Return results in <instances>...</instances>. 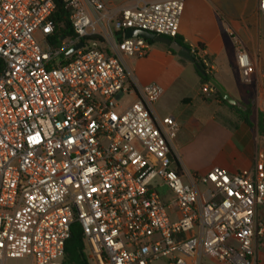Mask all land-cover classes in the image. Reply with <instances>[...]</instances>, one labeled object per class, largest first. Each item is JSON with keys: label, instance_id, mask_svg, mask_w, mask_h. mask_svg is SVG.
<instances>
[{"label": "built area", "instance_id": "built-area-1", "mask_svg": "<svg viewBox=\"0 0 264 264\" xmlns=\"http://www.w3.org/2000/svg\"><path fill=\"white\" fill-rule=\"evenodd\" d=\"M63 2L73 37H59L54 0H0V264H65L76 223L90 264H252L264 162L253 173L186 174L179 122L155 114L162 87L141 85L126 64L151 47L128 31L179 37L184 0L117 12L102 0ZM258 10L264 20V0ZM235 42L252 85L253 61ZM189 51L216 70L205 47Z\"/></svg>", "mask_w": 264, "mask_h": 264}, {"label": "crops", "instance_id": "crops-1", "mask_svg": "<svg viewBox=\"0 0 264 264\" xmlns=\"http://www.w3.org/2000/svg\"><path fill=\"white\" fill-rule=\"evenodd\" d=\"M112 11L134 6L141 0H102ZM179 37L189 47L203 46L216 70L213 76L250 110L249 121L208 93L195 64L182 62L168 46L154 43L143 57H127L130 74L141 85L156 83L163 89L155 103L158 117L173 116L180 125L175 141L179 161L187 174L205 175L214 167L231 174L253 173L264 162V33L259 0H184ZM238 39L254 64V83L242 82L237 65ZM201 191L207 197L206 188ZM257 218L264 223V208ZM252 264H264V235L256 236Z\"/></svg>", "mask_w": 264, "mask_h": 264}, {"label": "trees", "instance_id": "trees-1", "mask_svg": "<svg viewBox=\"0 0 264 264\" xmlns=\"http://www.w3.org/2000/svg\"><path fill=\"white\" fill-rule=\"evenodd\" d=\"M54 2L56 5V10L53 14V20L57 26L59 37H66V38L73 37L74 31L72 29V26L69 20L70 10L66 8V5L63 2V0H54ZM173 40L176 41L182 47H186L189 49V47L184 43V41L180 37H177ZM147 41L151 45L155 43V41L153 40L147 39ZM168 49L173 54L178 55L175 51H173L169 47ZM181 61L186 62L187 60L181 57ZM196 64H197L196 71L201 78L202 85L210 84V76H213L214 74L208 72L206 68L204 67V65L198 60H196ZM213 96L219 99L220 101H222L230 109L243 115L245 117V123L249 126L251 125V122L249 121L250 110L248 112H243V111L238 110L236 107L229 105L225 100H223L221 94L217 91L214 93ZM258 127H259L260 132L264 133V125L262 123V119L260 115H259ZM175 161L177 165L179 166L178 161L176 159ZM64 262L65 264H90L89 259H88L87 250H86V245L84 242V235H83L82 227L79 223L74 224L72 227L71 237L67 241L66 247H65Z\"/></svg>", "mask_w": 264, "mask_h": 264}, {"label": "water", "instance_id": "water-1", "mask_svg": "<svg viewBox=\"0 0 264 264\" xmlns=\"http://www.w3.org/2000/svg\"><path fill=\"white\" fill-rule=\"evenodd\" d=\"M126 37L127 38L143 37L145 39L153 40L156 43L166 45L170 49L175 51L179 56L195 64V66L197 67L196 59L190 53L189 49L186 47H182L176 41L170 38L159 36L144 30H130L126 33ZM82 45L83 43L79 44L77 47L72 49L71 52L80 48ZM210 84L216 89L217 92L221 94L223 100H225L229 105L236 107L240 111L243 112L247 111V107L242 103H240L237 99H235L233 95L228 91V89L223 84H221L214 76H210Z\"/></svg>", "mask_w": 264, "mask_h": 264}, {"label": "rangeland", "instance_id": "rangeland-1", "mask_svg": "<svg viewBox=\"0 0 264 264\" xmlns=\"http://www.w3.org/2000/svg\"><path fill=\"white\" fill-rule=\"evenodd\" d=\"M262 31L264 33V20L262 21ZM264 60V57H263ZM161 98V97H160ZM129 99L126 98L124 102H127ZM7 264H29L26 260H9ZM154 264H165L164 262H156Z\"/></svg>", "mask_w": 264, "mask_h": 264}]
</instances>
